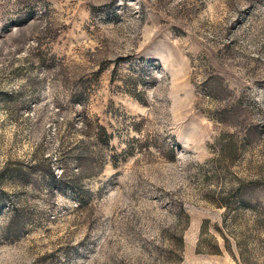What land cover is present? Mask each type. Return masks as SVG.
Returning <instances> with one entry per match:
<instances>
[{"label": "rangeland", "instance_id": "374dc122", "mask_svg": "<svg viewBox=\"0 0 264 264\" xmlns=\"http://www.w3.org/2000/svg\"><path fill=\"white\" fill-rule=\"evenodd\" d=\"M0 264H264V0H0Z\"/></svg>", "mask_w": 264, "mask_h": 264}]
</instances>
